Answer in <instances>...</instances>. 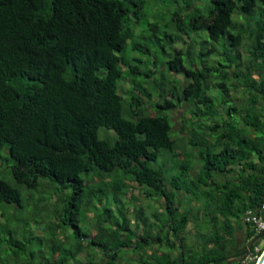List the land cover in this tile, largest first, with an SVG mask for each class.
Wrapping results in <instances>:
<instances>
[{"label": "trees", "instance_id": "trees-1", "mask_svg": "<svg viewBox=\"0 0 264 264\" xmlns=\"http://www.w3.org/2000/svg\"><path fill=\"white\" fill-rule=\"evenodd\" d=\"M210 1L208 12L188 13V24L196 30L206 28L213 40L229 32L230 39L221 54L223 61L203 69L189 67L185 55L192 62L194 55L185 54L184 48L174 43L167 70L172 79L168 81L160 68L141 66L149 59L128 55V48L153 54L152 46L135 40L140 33L137 28L149 27L154 32L160 28L157 22L143 24L145 0H0V158L9 164L6 171L0 172V202L22 205L21 189L3 176L8 173L29 188L47 176L73 189L65 206L76 241L71 244L72 251L65 247L60 251L65 255L71 252L77 260L74 263L55 254L38 264H116L131 242L139 251L156 241L170 243L169 230L163 225L156 237L152 234L138 238L129 229L131 237L110 248L97 237L83 234L79 223L80 201L86 187L84 173L95 172L103 179L114 173L118 177L113 181L116 190L130 175L133 181L153 188L163 197L169 212L179 209L171 190L178 181L169 179L165 169L150 165L162 152L175 155L178 143L173 136L172 116L176 108L185 109V144L200 148L203 167L198 179L210 177L209 187L216 186L214 171L229 173L241 165L236 179L226 183V193L231 201L241 198L246 204L244 211L261 206L264 0ZM236 15L245 22L236 24ZM172 17L182 27L180 11L174 10ZM247 36L251 44L247 48L249 55L244 56ZM213 51L214 48L202 49L199 54L206 57ZM245 61L249 65L240 72ZM158 70L164 78L153 84V73ZM142 75L147 82L140 80ZM126 79L131 82L128 89L122 85ZM217 87L226 90V98L227 94L231 98L232 90L240 91L242 96H232L228 106L224 102L216 106L210 90ZM152 96L157 99L152 101ZM200 105L204 109L196 108L193 116H188L190 107ZM101 126L108 129L104 137L99 135ZM144 214L142 210L139 216ZM125 223L119 222L113 229L110 224V229L126 234L129 227ZM178 227L179 224L172 225L174 230ZM64 237L69 238L66 234ZM17 244L21 246L23 242ZM86 244L100 247L107 258L100 262L79 259ZM263 252L264 247L259 255ZM203 255L187 258L181 252V264H242L240 257L230 262L226 255ZM140 264L156 263L153 256H143Z\"/></svg>", "mask_w": 264, "mask_h": 264}, {"label": "rangeland", "instance_id": "rangeland-1", "mask_svg": "<svg viewBox=\"0 0 264 264\" xmlns=\"http://www.w3.org/2000/svg\"><path fill=\"white\" fill-rule=\"evenodd\" d=\"M188 1L192 2L190 6L186 5ZM210 7V0H145L143 24L157 22L160 28L158 32H154L149 27L144 29L137 28L140 33L135 40L152 46L153 54L149 55L141 50L128 48L127 51L130 52L128 55L149 59L142 61L141 66L147 67L149 65V67L155 69L157 67L160 68L166 73L167 77L165 78L168 81L172 79L171 72H167V70H169L168 60L170 54L174 53L172 47L174 43V45L183 47L185 54L192 53L194 55L193 62L185 55V62L189 67L203 69L205 66L220 63L223 61L224 56L221 54H224L227 39H230L229 32L223 34L219 40H213L209 37L206 28L196 30L188 24L190 22L188 13H206ZM174 10L180 11L183 22L182 27H178L176 20L172 17ZM234 21H236V24L245 22L243 18L237 15ZM166 23L168 27H166ZM167 35H171V37ZM250 44L249 36L245 37V48L242 49L244 56L249 55L248 47ZM212 48H214V51L207 54L206 57L199 54L202 49L207 51ZM136 62L139 63V61ZM247 65L249 64L245 61L240 68V72L246 71ZM251 68L255 69V66ZM161 70L153 73V84L156 82L160 83L164 78L160 74ZM177 76L178 79H182L180 78L182 77L181 75ZM139 78L143 82L148 80L144 79V75L139 76ZM233 80V82H236V79ZM122 85L125 89H128L131 86V82L126 79L122 82ZM210 91L213 103L216 106L223 104V102L228 106L232 102V96H234V99L242 96L240 91L232 90L233 95L231 94V98L228 94L226 98V90L219 87L216 90L212 88ZM157 92L159 93V90ZM156 99L157 97L152 96V101ZM196 108L204 109V105L190 107L187 112L188 116L190 114L193 116ZM185 115L183 107L176 108L173 112L172 119L175 122L176 129L179 127L180 119ZM106 130L108 129L105 126H101L99 135L104 137ZM110 130L115 132L112 129ZM173 136L177 139L175 133H173ZM5 153L6 150H3L2 155ZM170 161L167 151H165L157 159L151 160L150 165L165 170L174 169ZM8 165V161L4 157L0 158V172L6 171ZM108 174L107 177H104L106 179L99 177L95 172L83 174L86 187L80 201L81 214L79 223L83 234L89 237H97L99 240L106 242L110 248L116 246L119 240L124 241L126 238H130L129 229L138 238L151 237L153 234V228H151V225L153 226V212L155 208H159L160 198H153V188L139 185L130 178V175L124 177L125 184L121 185V189L116 190L113 187V181L118 177L114 173ZM90 175L92 177L89 179ZM3 176L21 189L22 205L6 201L0 202V264H24L26 262L38 264L40 261L53 258L55 254L75 263L77 259L71 255V252L65 255L60 251V247H65L72 251V245L64 239L65 234L73 241H76L75 230L69 223L65 206L72 197V187H64L57 182L51 181L49 177L43 176L37 186L29 188L26 185L19 184L9 173L8 175L3 174ZM131 187L133 190H131ZM148 192H152V195H150L151 193L147 194ZM214 193L215 191L211 190V195L199 199L197 204L200 208L206 206L211 214H218L219 208L212 204L216 200ZM194 195L195 193L192 194V197ZM198 205L197 208L199 207ZM197 208L195 207L193 210L196 211ZM142 210L145 214L144 216H139ZM102 216L105 218L101 220ZM241 216L242 213L240 211L234 215L235 218ZM107 219L111 221L107 222ZM123 221H126L125 227H129L125 229L126 234H123V232L118 234L119 230L116 233L110 229V224L113 229L114 225H118L117 223ZM191 223L193 224V222ZM57 234L61 236V239L57 240ZM163 235L164 238H167L166 231ZM17 241L23 242V245H18ZM54 244L57 247H54ZM262 245L264 247V242H262ZM148 247L150 246L145 247L147 251ZM86 249H88V246H85L84 251L79 252L78 256L83 261L85 257L82 253H85L87 259L93 258L92 255H95L94 253H104L100 247L94 245L88 251ZM154 249L155 251L157 250V254L154 257L159 262L163 257L172 253L171 249L166 246L159 245V247ZM149 252L153 256V246H151ZM96 261H100V257Z\"/></svg>", "mask_w": 264, "mask_h": 264}, {"label": "crops", "instance_id": "crops-1", "mask_svg": "<svg viewBox=\"0 0 264 264\" xmlns=\"http://www.w3.org/2000/svg\"><path fill=\"white\" fill-rule=\"evenodd\" d=\"M183 125V118L180 119L177 129L173 122L178 146L174 156V152L167 154L171 158L170 163L174 169L166 170L169 179L175 178L178 181V186H171V190L175 197V204L180 206L179 209L170 213L164 198H160L157 193L153 192V198H160L159 208H155L153 212V236L156 237L162 226L165 225V230H169L168 237L170 238V243L168 241L153 243V261L156 264L159 262L154 257L157 254V250L155 251L154 248L159 245L171 249L172 253L160 260L167 264H181V252H184L187 258H190L192 254H200L203 257V254L208 253L214 254V256L226 255L230 262L239 260L240 255L247 251L254 235L251 234V226L243 220L244 214L249 210L244 211L245 202L239 197L231 201L226 193L225 185L228 181L236 179L237 169H241V165H236L234 171L229 173L214 171L213 180L218 185L209 187L210 177L198 179L203 167L200 148L185 144L184 139L188 137L187 133L182 130ZM182 164L184 165L182 166ZM193 180H197V182L192 183ZM211 190L215 191L216 200L212 204L219 208L218 214H211L206 206L200 208L197 204L199 199L208 197ZM193 193H195V197H192ZM195 207L196 211L193 210ZM238 211L242 213V216L235 218L234 215ZM175 224H179L176 230L172 228V225ZM64 239L69 244L73 243L70 237H64ZM86 246H88L86 249L88 251L92 244H86ZM125 249L126 252L118 257L116 264H140L143 256H152V253L149 252L151 247H148V251L145 248L139 251L135 249L134 244H130ZM82 254L87 260L85 253ZM94 254L92 257L94 259L100 257V261L107 258L106 252Z\"/></svg>", "mask_w": 264, "mask_h": 264}, {"label": "built area", "instance_id": "built-area-1", "mask_svg": "<svg viewBox=\"0 0 264 264\" xmlns=\"http://www.w3.org/2000/svg\"><path fill=\"white\" fill-rule=\"evenodd\" d=\"M243 220L246 224L251 226L254 237L261 233L264 230V200L257 210H247L244 214ZM262 242H264L263 239H261V242L258 244L255 242L256 245H254V243V246L240 257V262L242 264H252L253 262H257L260 257L259 252L263 247Z\"/></svg>", "mask_w": 264, "mask_h": 264}, {"label": "water", "instance_id": "water-1", "mask_svg": "<svg viewBox=\"0 0 264 264\" xmlns=\"http://www.w3.org/2000/svg\"><path fill=\"white\" fill-rule=\"evenodd\" d=\"M263 238H264V230H263L261 233H259L258 235H256V236L252 239L251 243L249 244V247H248L247 251L250 250V249L252 248V246H253V244H254L255 242L260 241V240L263 239ZM258 264H264V256L262 257V259L260 260V262H259Z\"/></svg>", "mask_w": 264, "mask_h": 264}, {"label": "bare ground", "instance_id": "bare-ground-1", "mask_svg": "<svg viewBox=\"0 0 264 264\" xmlns=\"http://www.w3.org/2000/svg\"><path fill=\"white\" fill-rule=\"evenodd\" d=\"M264 256V252L262 253V255L259 257V260L256 264H258L260 262V260L262 259V257Z\"/></svg>", "mask_w": 264, "mask_h": 264}]
</instances>
